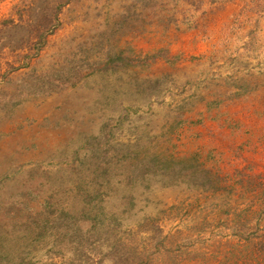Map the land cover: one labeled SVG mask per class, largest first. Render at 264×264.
<instances>
[{"label":"rangeland","instance_id":"1","mask_svg":"<svg viewBox=\"0 0 264 264\" xmlns=\"http://www.w3.org/2000/svg\"><path fill=\"white\" fill-rule=\"evenodd\" d=\"M48 1L0 49V264H264V0Z\"/></svg>","mask_w":264,"mask_h":264},{"label":"trees","instance_id":"2","mask_svg":"<svg viewBox=\"0 0 264 264\" xmlns=\"http://www.w3.org/2000/svg\"><path fill=\"white\" fill-rule=\"evenodd\" d=\"M47 1L48 0H35L32 5L27 4L28 6H24L25 11L20 10L17 12L18 18L20 20V22L17 24H14L13 19H7V20H3L0 22V49H4L6 47V44H8V42H7L8 39L11 38L13 35H17V33H19L20 35H21V33H22V35H25V34H28V35L33 34L34 35L35 34V36L37 37L36 43L38 45L43 44V41H44L46 34L51 31L49 28L50 27L49 24L51 22V17H50L51 14L48 13L47 4L49 1L48 2ZM143 1H147V0H143ZM157 1H160V0H157ZM61 3H60V5H61ZM158 10H159L161 16H163V13L165 12L164 3L160 5ZM26 13L28 15H26ZM23 15L27 16V20H25L24 22H21V21H23ZM54 16H55V13H54ZM55 17L57 18V16H55ZM55 17H54V19H56ZM168 21H170V20H168ZM10 34H12V36H10L9 38L6 37V35H10ZM22 35H21V38H22ZM127 52L129 54H133L131 49L125 48L117 54H107L106 59L103 63H101V62H94L93 64L90 63L89 66L91 67V69L88 70V76H91V75H93L99 71L105 72L108 69L114 68V66L121 67V68H127L129 66H132L135 63V61L137 62V58L133 57L134 59L133 58L131 59L130 58L131 56L130 57L125 56V53H127ZM24 58H27V57H24ZM138 61L140 62V60H138ZM72 66H74L73 69L61 71L62 72L61 75H64L66 72H68L70 74L75 73L74 77L77 78L76 73L79 72L78 64L74 63V65H72ZM52 82H54V80H52ZM77 82H78V78H77ZM36 83L40 87H42V86H44V83H46V78L43 77V79H40ZM75 83H76V81H75ZM75 83L73 85H75ZM34 85L37 86L36 84H34ZM39 91L40 90L38 88L35 90V93L37 95H41V94L47 95L48 94V92H46V91H44L42 93H39ZM32 93L34 95H36L34 92H29L26 99L29 97H32ZM191 159L192 160H190V161H196V165H197L194 167L193 172H195V174L197 172H201L200 169L202 168V165L197 163L196 158H191ZM158 161H159V157L158 158L155 157V158H153L151 164H156ZM164 161H165L166 166L168 165V163H171V161H169L167 159H165ZM181 162H182V160H181ZM172 163H174V160L172 161ZM205 173H207V172H203V174H205ZM211 184H212V182H210V185ZM133 252H134V255H133L134 258H137V256H139L137 253V250L134 249ZM115 264H148V262L144 261V260H138L136 262L132 261V262L128 263L126 260H124V261H121V262L115 263Z\"/></svg>","mask_w":264,"mask_h":264}]
</instances>
